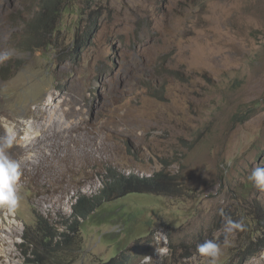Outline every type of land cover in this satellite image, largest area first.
<instances>
[{
	"label": "rangeland",
	"instance_id": "374dc122",
	"mask_svg": "<svg viewBox=\"0 0 264 264\" xmlns=\"http://www.w3.org/2000/svg\"><path fill=\"white\" fill-rule=\"evenodd\" d=\"M71 3L39 23L44 0H0V126L21 145L29 126L32 147L18 210L0 209V264L27 263L35 210L62 224L112 171L157 178L135 185L154 195L101 208L73 264H209V239L218 264H264V190L248 179L264 164V0ZM227 217L246 228L224 244Z\"/></svg>",
	"mask_w": 264,
	"mask_h": 264
},
{
	"label": "trees",
	"instance_id": "16d2710c",
	"mask_svg": "<svg viewBox=\"0 0 264 264\" xmlns=\"http://www.w3.org/2000/svg\"><path fill=\"white\" fill-rule=\"evenodd\" d=\"M62 2L63 11L73 13L72 0H56ZM44 10L39 14L37 21L41 23L42 16L47 13H56V9L52 6L53 0H44ZM99 22L97 19L88 20V41L98 30ZM36 27V26H35ZM38 28V27H37ZM33 42V40H30ZM34 43V42H33ZM157 179V178H156ZM139 178L136 174H118L117 171H112L110 180L104 182V186L98 195H81L73 204L72 212L68 216H64L62 224L52 221L53 218H48L43 213L34 211L36 217V225L26 227L23 236L22 248H26L27 254L26 264H73L78 259L77 252L83 247L82 243V226L88 220L94 218L98 211L107 206L108 209L114 210L111 204L114 200L123 198L137 197H152L153 190L148 192H140L135 185L138 181L146 185L152 186L158 184V179ZM142 193V194H141ZM83 221V222H82ZM149 221V220H148ZM149 224L145 222L143 225L144 231ZM82 232V233H81ZM146 232V231H145ZM33 256V257H32ZM120 259V258H119ZM116 259L113 257V262Z\"/></svg>",
	"mask_w": 264,
	"mask_h": 264
},
{
	"label": "clouds",
	"instance_id": "9594fccd",
	"mask_svg": "<svg viewBox=\"0 0 264 264\" xmlns=\"http://www.w3.org/2000/svg\"><path fill=\"white\" fill-rule=\"evenodd\" d=\"M7 54L0 57V60L6 59ZM28 127L25 126L23 131L26 133L24 139H28ZM19 142V130L15 127L6 129L3 134H0V209H5L8 213H15L22 199L18 190V184L22 176L21 161L15 158L10 149ZM228 165H232V160L227 161ZM248 179L254 182L257 188L264 190V164L252 169ZM221 216L226 214L221 210ZM246 225L244 219L233 220L227 217L224 223V244L228 243V236L235 231L245 230ZM161 242L167 243L166 234L161 231V239L157 240V244ZM157 251L161 254V249L158 247ZM198 253L208 258L209 264H218L222 255V245L215 239L205 240L197 246Z\"/></svg>",
	"mask_w": 264,
	"mask_h": 264
},
{
	"label": "bare ground",
	"instance_id": "6f19581e",
	"mask_svg": "<svg viewBox=\"0 0 264 264\" xmlns=\"http://www.w3.org/2000/svg\"><path fill=\"white\" fill-rule=\"evenodd\" d=\"M45 108V107H44ZM3 111L0 110V114H2ZM71 113L73 115L79 114V110L76 108H72ZM62 116V115H61ZM43 117V116H42ZM60 119V118H59ZM41 120V119H40ZM1 121V120H0ZM60 126V124H59ZM45 127H40L39 132L40 134L38 135V149L40 150V155L44 154V148H43V143L45 140ZM65 131V130H64ZM63 130L59 129V131L57 132L59 135H61L63 132ZM4 130L3 128L0 126V134H3ZM30 134V133H29ZM47 135V134H46ZM45 145V144H44ZM36 146V145H35ZM13 147H15V154H17L18 156H21V158L19 159L21 161V166H22V171L26 174L29 175V172L31 169V163L32 161H30L31 159L26 157L25 155H27V153L30 152V150L32 149L31 147V142L29 139H27L26 141L23 142V144H16ZM36 149V147H34V150ZM37 150V149H36ZM37 156V155H36ZM42 157V156H40ZM30 159V160H29ZM41 159V158H40ZM43 160V159H42ZM41 164V163H40Z\"/></svg>",
	"mask_w": 264,
	"mask_h": 264
}]
</instances>
